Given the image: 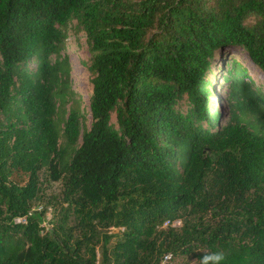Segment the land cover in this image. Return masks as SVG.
Segmentation results:
<instances>
[{"label": "trees", "instance_id": "16d2710c", "mask_svg": "<svg viewBox=\"0 0 264 264\" xmlns=\"http://www.w3.org/2000/svg\"><path fill=\"white\" fill-rule=\"evenodd\" d=\"M69 27L89 53V127ZM240 51L264 73V0H0V264H264V88ZM46 181L61 221L123 228L100 261L73 226H42Z\"/></svg>", "mask_w": 264, "mask_h": 264}, {"label": "rangeland", "instance_id": "374dc122", "mask_svg": "<svg viewBox=\"0 0 264 264\" xmlns=\"http://www.w3.org/2000/svg\"><path fill=\"white\" fill-rule=\"evenodd\" d=\"M66 54L68 55V61L70 64V82L69 88L74 92V97L77 99L80 97V109L83 110L86 120V125L89 127L91 122V116L89 112V74L86 68L82 65V61H87L89 59V53L87 49V44L85 41V36L82 32L75 33L72 28H68L67 38H66ZM233 51V50H232ZM230 50H227L226 53H229ZM239 53V62L242 63L248 73V76L255 80L256 83L261 85L264 88V73L255 68L249 58L242 53ZM221 54V52H220ZM218 58L214 63L216 67H214L215 74L218 72V68H220L221 64L217 63ZM225 69V68H224ZM220 71V70H219ZM212 81L215 82L214 76H211ZM218 81L215 84V97L217 99V103L221 112L226 110L225 107V91L227 90V82H222L219 78L216 79ZM67 112V106L64 108L59 107V116L64 117ZM61 121V120H60ZM111 123L115 124V115L111 114ZM61 127V126H60ZM60 141L63 142V136L61 135ZM43 198L41 202L34 203L33 208L35 209L38 206H42L43 216L47 217V222L51 227L55 224V228L58 224L62 225V231L67 232L68 228L73 226V231L69 240V244H74L75 241L81 240L83 237H87V240H90L88 243H94L96 245L97 257L98 261H100V244L102 240V235L108 234L110 232H116L118 229H115L112 225L109 227H105L103 224H95L91 223L89 220H81L80 215L78 216L75 212H71L68 220L63 218L64 209L66 208V203H63L61 196V185L60 182L46 181L43 185ZM50 220V221H49ZM54 223V224H53ZM180 224V223H179ZM91 225V226H90ZM57 233L64 238V234L59 229H56ZM86 244L87 241L85 240ZM85 243L82 245V253H85ZM167 264H194L193 260L187 259L183 256L171 258Z\"/></svg>", "mask_w": 264, "mask_h": 264}, {"label": "built area", "instance_id": "2783aa9c", "mask_svg": "<svg viewBox=\"0 0 264 264\" xmlns=\"http://www.w3.org/2000/svg\"><path fill=\"white\" fill-rule=\"evenodd\" d=\"M36 209L40 210L41 206H38ZM46 219H47V217H45V221L42 223V226L45 228V230H47L49 228V224H48ZM14 221L15 222H24L25 220H24V218H16ZM179 223H180L179 221H174L171 223V225L172 226H179ZM168 224H169V221H165L163 224V227L167 226ZM45 230L41 231V233H43ZM170 257H171L170 253H165L161 258L160 264H166L169 261Z\"/></svg>", "mask_w": 264, "mask_h": 264}, {"label": "clouds", "instance_id": "9594fccd", "mask_svg": "<svg viewBox=\"0 0 264 264\" xmlns=\"http://www.w3.org/2000/svg\"><path fill=\"white\" fill-rule=\"evenodd\" d=\"M175 221H179V220H175ZM179 222H180V221H179ZM179 225H180V224H179ZM114 228H115V227H114ZM115 229H118V230H120V231L123 230L122 227H120V228H115ZM215 260H216V264H220V262L223 260V257L220 256V255H216Z\"/></svg>", "mask_w": 264, "mask_h": 264}]
</instances>
